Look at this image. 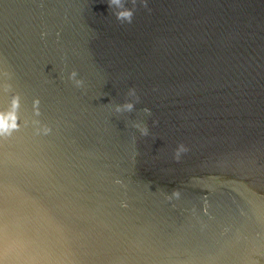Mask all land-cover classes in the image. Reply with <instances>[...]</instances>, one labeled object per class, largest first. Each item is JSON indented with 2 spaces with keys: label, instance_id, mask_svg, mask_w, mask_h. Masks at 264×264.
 <instances>
[{
  "label": "water",
  "instance_id": "water-1",
  "mask_svg": "<svg viewBox=\"0 0 264 264\" xmlns=\"http://www.w3.org/2000/svg\"><path fill=\"white\" fill-rule=\"evenodd\" d=\"M109 2L0 0V264H264V0Z\"/></svg>",
  "mask_w": 264,
  "mask_h": 264
},
{
  "label": "clouds",
  "instance_id": "clouds-1",
  "mask_svg": "<svg viewBox=\"0 0 264 264\" xmlns=\"http://www.w3.org/2000/svg\"><path fill=\"white\" fill-rule=\"evenodd\" d=\"M112 2H118V0H110L109 2V6H111V3ZM142 3H143V6L144 8H147L148 7V4H147V0H142ZM132 18H133V12L131 10H126V11H121L119 13H117V19L118 20H121L122 22H127L128 24H131L132 23ZM43 35V34H42ZM73 76H75V73H73ZM81 83L80 81H77V84ZM125 109L127 110H131L132 109V104H126L123 106ZM121 109L118 107L117 108V111H120ZM145 111H148L147 109H145ZM154 123H156V121H154ZM2 127V126H0ZM137 127H139V125H137ZM141 131V134L142 135H148V130L147 128H141L140 129ZM184 151H187V149L184 148L183 145H181L179 151L177 152V155H176V159L179 160V153L180 152H184ZM174 195H179V193H173Z\"/></svg>",
  "mask_w": 264,
  "mask_h": 264
}]
</instances>
